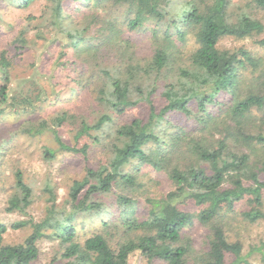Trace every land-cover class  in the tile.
<instances>
[{
	"label": "trees",
	"instance_id": "trees-1",
	"mask_svg": "<svg viewBox=\"0 0 264 264\" xmlns=\"http://www.w3.org/2000/svg\"><path fill=\"white\" fill-rule=\"evenodd\" d=\"M34 1L12 0L21 7ZM262 10L264 0H44L41 23L50 42L62 43L54 66L72 72V90L90 94L97 112L62 110L13 128L25 137L49 134L53 145H44L43 157L79 154L84 172L41 219L11 225L30 228L23 241L5 243L0 222V264H40L42 240L54 243L43 264H133L134 254L137 264H249L227 230L236 215L264 219V55L222 41L251 39L264 49ZM26 32L14 37L16 50L28 44ZM12 60L0 51V116L32 113L46 97L13 84ZM141 104L146 117L119 120ZM144 166L164 175L169 190L145 194ZM31 183L14 171L7 211L27 213L37 192ZM39 190L54 200L49 180ZM144 196L146 211L138 213ZM94 217L98 226L81 237L79 226ZM195 222L204 228L197 247L186 232ZM251 250L264 264V242Z\"/></svg>",
	"mask_w": 264,
	"mask_h": 264
},
{
	"label": "rangeland",
	"instance_id": "rangeland-1",
	"mask_svg": "<svg viewBox=\"0 0 264 264\" xmlns=\"http://www.w3.org/2000/svg\"><path fill=\"white\" fill-rule=\"evenodd\" d=\"M44 0H35L26 7H21L12 0L0 1V51L6 50L7 53L13 55L11 74L14 78L13 84L19 85L25 91L34 95L41 89L45 97L44 101H38V107L29 112H12L6 111L0 116V222L7 226L6 232L3 234L5 243H19L23 241L25 236L30 232L29 227L13 229L11 225L19 220L31 217L34 221L41 219L46 210V205L54 201L59 205L66 197L68 187L71 180L80 178L84 172V162L79 154L70 152L58 153L56 158L46 160L42 155L45 144L53 145L49 134L44 133L35 137H25L21 134L12 132L18 122L32 117L47 118L62 110H68L76 114H85L91 118L95 116L97 110L89 108V95L82 91L72 90L68 76H72L71 71L59 72L55 68V59L60 52V41L50 40L53 33L49 31L48 26L41 23L39 16L43 11ZM33 18H27V16ZM260 15L264 20V10L260 11ZM27 28L26 37L28 44L25 49L16 50L13 44L14 37L18 32ZM42 33V36H38ZM222 44L231 47L235 45H245L248 49L258 54L264 55V49L257 47L251 39L232 41L225 39ZM142 48L146 49V44L141 43ZM195 44L189 40L185 47L191 49ZM72 57L71 54H69ZM60 68V67H59ZM156 105L162 103L161 97L154 100ZM94 110V111H93ZM147 106L139 105L137 108L125 113L119 120H127L132 117H146ZM172 121L180 124H190L191 120H187L180 114H172L169 117ZM71 127H65L62 130V136L66 141H71ZM82 142V141H81ZM80 145V144H79ZM16 169H20L28 183L35 184L34 189L37 191L33 203L27 208V213L23 214L18 211H7V197L10 192V186L13 183V173ZM144 174V175H143ZM140 180L146 181L145 188L149 193H145L150 197H158L169 190V185L164 175L154 171L151 167L144 166L139 172ZM49 180L54 187V200H49V194L39 190L41 182ZM32 184V183H31ZM144 197H141L142 205L137 208L138 213H145L146 209L143 204ZM189 208H193L190 206ZM114 216H116V210ZM105 217V214L104 216ZM100 217L85 219L80 227V235L84 237L98 226ZM186 232L192 237L194 246L197 247L203 238L204 228L195 222L186 229ZM229 238L239 240L242 244V255L244 260L249 264H262L259 254L252 251L253 246L264 242V219H260L255 223L246 222L241 215H236L230 223L227 230ZM53 241L42 240L39 243L40 259L38 263H46L50 260ZM137 254L132 255L131 262H137ZM189 264H193L190 262ZM238 264H244L239 262Z\"/></svg>",
	"mask_w": 264,
	"mask_h": 264
}]
</instances>
